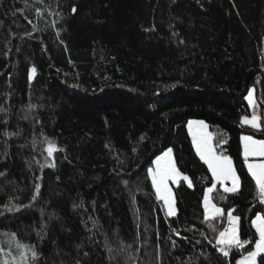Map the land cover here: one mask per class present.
Masks as SVG:
<instances>
[{"label":"trees","instance_id":"16d2710c","mask_svg":"<svg viewBox=\"0 0 264 264\" xmlns=\"http://www.w3.org/2000/svg\"><path fill=\"white\" fill-rule=\"evenodd\" d=\"M252 90L264 116V0H0V264L3 239L30 264H237L264 216L241 146L264 141L242 124ZM190 121L239 177L211 193L225 216L205 220ZM169 148L192 183H169L172 216L148 172Z\"/></svg>","mask_w":264,"mask_h":264},{"label":"snow or ice","instance_id":"6c2138e0","mask_svg":"<svg viewBox=\"0 0 264 264\" xmlns=\"http://www.w3.org/2000/svg\"><path fill=\"white\" fill-rule=\"evenodd\" d=\"M73 11H75V9H73ZM249 123L253 127L258 126L256 117H253ZM193 124H198L202 129L207 127L203 121H190L188 125L190 131L192 130ZM242 139L244 140V157L246 160L250 154H259L264 156V141H256L248 136H245ZM211 140V135L206 132L201 133L199 138L197 133L193 132V142L195 144L196 151L211 170L216 183L224 185L223 191L225 193H236L239 190V177L235 172L232 161L230 158L217 155L213 150ZM250 145H258V148L250 147ZM53 150V146L49 145V155L52 154ZM248 170L259 187L260 195L264 197V164H248ZM148 172L151 176L152 185L156 189L158 198L163 200L168 206V214L175 215L176 210L173 206L172 193L170 192L168 181L179 177L188 182V187H192V183L190 178L183 176L173 163L172 149L169 148L162 156L157 157L155 161V168H150ZM229 181L232 183L231 187L226 186ZM215 187L216 185L213 184L212 187L207 189V193H212ZM36 190L38 193L39 186H37ZM34 198L35 197H33V199ZM204 208L206 210L205 215L208 219H214L223 213V210L220 207H217L214 203H212L208 194H205L204 196ZM229 221L232 226L230 229L221 232L218 240V244L224 246L220 247L219 251L225 257L229 255V251L226 250V248H230L231 246L240 247L242 245L238 236L237 228L235 227L236 223L239 221V217L232 216L229 213ZM255 226L257 232L259 233V242L255 244V251H250L248 256L243 258L239 264H257V257L261 253H264V216L256 217ZM17 247L21 249L20 255L12 257L11 260L6 258L4 260V264H30L29 254L31 260H35L37 258L34 246L18 244ZM0 251H2V249H0Z\"/></svg>","mask_w":264,"mask_h":264},{"label":"rangeland","instance_id":"374dc122","mask_svg":"<svg viewBox=\"0 0 264 264\" xmlns=\"http://www.w3.org/2000/svg\"><path fill=\"white\" fill-rule=\"evenodd\" d=\"M253 91V90H252ZM251 91V92H252ZM248 97V96H247ZM246 100H247V98H246ZM247 103H248V101H247ZM205 124V123H204ZM206 126H207V124H205ZM198 126V125H197ZM208 130H209V128H208V126L206 127ZM201 129H192V131L193 132H199ZM203 132H205L204 130H202ZM202 132V133H203ZM209 134L211 135V133L209 132ZM211 137H212V135H211ZM245 137V136H244ZM243 138V137H242ZM241 138V140H243ZM253 139V138H252ZM253 140H256V139H253ZM256 141H259V140H256ZM211 142H212V144H213V141L211 140ZM243 145V149H242V156H243V159L245 160V167H246V170H247V172H248V174L250 175V177L253 179V181L255 182V179L252 177V175H251V173L249 172V170H248V164H264V156H261V155H259V154H250L249 155V157L247 158V160L245 159V157H244V140H243V142H242V144H241V146ZM250 147H257L258 148V145H255V146H253V145H250ZM225 158H228V157H225ZM172 161H173V153H172ZM174 163V162H173ZM205 163V162H204ZM233 164V163H232ZM154 168H155V162H154ZM153 168V169H154ZM209 169V168H208ZM209 171H210V173H211V176H212V178H213V181H214V184L216 185V186H218V185H220L221 186V188L223 189V187H224V185H221V184H217L216 183V181H215V178L213 177V175H212V172H211V170L209 169ZM175 181H179V178H175L174 179ZM170 182L168 181V185H169V189H170V192L172 193V189H171V186H170V184H169ZM173 183H176V182H173ZM227 183H229V186H227V187H231L232 186V183H231V181H229V182H227ZM255 184H256V182H255ZM256 186H257V188L259 189V187H258V185L256 184ZM155 188V187H154ZM240 188V187H239ZM156 190V189H155ZM205 194H208L210 197H211V193L209 194V193H207V190H206V192H205ZM172 198H173V193H172ZM261 199V198H260ZM173 201V200H172ZM261 201H262V203L264 204V197H262V199H261ZM173 206H174V204H173ZM203 206H204V204H203ZM166 208H167V215H169L168 214V206L166 205ZM174 208H175V210H176V207L174 206ZM205 209V208H204ZM176 213H177V210H176ZM230 213V212H229ZM229 213H227L226 214V226H225V228H224V230L223 231H226V230H228V229H230V227L232 226L231 224H230V221H229ZM232 216H234L232 213H230ZM169 216H172V215H169ZM220 216H225V214H224V212L222 213V215H220ZM220 216H218V217H220ZM257 216H263V215H261V214H258ZM256 216V217H257ZM256 217L254 218V220H253V222H252V226H253V228H254V230H255V232H256V234H257V237H258V239H257V242H259V233L257 232V229H256V226H255V221H256ZM215 218H217V217H215ZM208 218L206 217V215H205V220H207ZM235 227L237 228V232H238V236H239V221L236 223V225H235ZM222 231V232H223ZM220 236V235H219ZM218 240H219V238H218ZM3 241H4V245H5V247H6V249H5V251L3 252V255H4V260L7 258L8 260H11V258L12 257H14V255H16L17 256V254H15V253H17L18 251H21V249L20 248H18L17 247V243L14 241V240H11V239H3ZM256 242V243H257ZM219 246H221V247H223V245H219ZM252 251H255V246H254V248H253V250ZM262 255H264V253H261L259 256H262ZM248 256V254H246L245 255V257H242L241 259H239L238 260V262H237V264H239V262L243 259V258H246ZM258 256V257H259ZM258 257H257V259H258ZM2 264H4V262H2ZM258 264V263H257Z\"/></svg>","mask_w":264,"mask_h":264},{"label":"crops","instance_id":"0c3cea01","mask_svg":"<svg viewBox=\"0 0 264 264\" xmlns=\"http://www.w3.org/2000/svg\"><path fill=\"white\" fill-rule=\"evenodd\" d=\"M247 101H248V105L250 107V112L251 113H250L249 117H245V118L242 119L243 126L249 127V128L255 129V130H264V116L261 115L260 107H259V105L257 103V99H256V92L254 90L248 94ZM253 117H256V122H257V125H258L257 127H253L249 123V121H251ZM197 125L198 124H193L192 125V129H201L199 132H196L198 138H199L200 134L203 132L202 130H204L206 133L209 134V130L207 128L202 129L199 125L198 126ZM188 132H189V135L191 137L194 149L196 151V147H195V144L193 142V131L189 130V126H188ZM242 142H243V140H241V144H242ZM211 144H212V142H211ZM212 147H213V144H212ZM242 149H243V145H242ZM213 150H214V148H213ZM196 153H197V151H196ZM197 155L200 158V155L198 153H197ZM202 161L204 162V160H202ZM181 179L182 178H179V181ZM169 182H178V181H175L174 179H171V180H169ZM227 186H229V183H227ZM261 198H262V196H261ZM205 213H206V210H205ZM207 220H210V219H207Z\"/></svg>","mask_w":264,"mask_h":264},{"label":"built area","instance_id":"2783aa9c","mask_svg":"<svg viewBox=\"0 0 264 264\" xmlns=\"http://www.w3.org/2000/svg\"><path fill=\"white\" fill-rule=\"evenodd\" d=\"M226 250H227V248H226ZM221 253V252H220Z\"/></svg>","mask_w":264,"mask_h":264}]
</instances>
